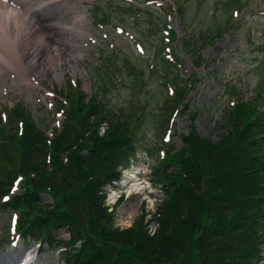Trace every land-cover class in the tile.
Instances as JSON below:
<instances>
[{"label":"trees","instance_id":"1","mask_svg":"<svg viewBox=\"0 0 264 264\" xmlns=\"http://www.w3.org/2000/svg\"><path fill=\"white\" fill-rule=\"evenodd\" d=\"M262 103L258 92L255 100L226 108L216 123L217 141L194 130L181 135L179 149L168 152L154 174L161 193L155 211L130 228L116 226L105 189L129 167L140 129L133 131L104 98L77 91L60 134L48 141L18 107L9 117L10 130L0 126V198L17 175L20 193L0 208L19 213L23 238L64 247L65 264H262ZM17 121L23 127L19 137ZM42 194L51 203H41ZM62 227L68 241L53 236Z\"/></svg>","mask_w":264,"mask_h":264},{"label":"rangeland","instance_id":"2","mask_svg":"<svg viewBox=\"0 0 264 264\" xmlns=\"http://www.w3.org/2000/svg\"><path fill=\"white\" fill-rule=\"evenodd\" d=\"M52 1L51 4L43 0L34 1L38 11L33 10L34 22L20 37L19 48L23 41L27 47L31 45V34L34 36L38 32L33 33L38 17L58 16L60 20L56 22V42L52 51L59 50L62 41H72L76 47L72 52L75 65L64 67L61 74L48 75L47 78L38 76L34 71L26 72L27 77L26 73L21 75L15 72L10 80L12 82L0 87V112L4 107L23 105L36 120L38 129L47 134L52 128L58 127V120L53 117V99L47 94L54 88L64 87L67 79L77 80L80 92L86 97L96 90L93 83L98 88L105 85L108 92L102 94L103 98L109 99L110 105L114 104L112 106L115 108L127 107L126 102L141 101L147 121L138 132L135 158L119 182L106 187L107 204L115 213L116 226L130 228L138 224L141 218L146 222L155 211L160 194L154 188L149 172V164L154 163L152 159L155 155L152 157L145 151L152 144L161 146L160 136L167 128L173 136L170 141L175 146L180 144L179 136L187 135L190 130H194L198 137L217 141L221 131L216 123L223 117L226 106L235 101L232 96H236V103H241L255 100L258 92L263 95V103L258 111L264 114V0H241L245 4L237 13L231 9L229 11V0H180L183 12L180 16L177 12L171 14L166 7L169 4L175 8L172 0H163L162 3L156 1L153 4L155 7L148 8L149 11L140 16L128 15L127 5L132 0ZM138 1L143 3L144 0ZM101 17L103 22L107 21L105 25L95 21ZM155 21L159 23L160 30L155 28ZM226 23L230 27L225 30ZM215 25H219L224 34H219L211 43L203 44L207 35L211 38L209 32L210 35L216 34L218 27L215 28ZM116 27H120L123 32L117 33ZM168 29L175 30V39L170 45L183 65L182 73L195 77L192 88L184 97L186 109L183 107L174 117L169 116L172 106L167 107L165 102L172 83L164 85L159 59L153 57L156 55L155 48L163 45V33ZM148 30L154 33H147ZM25 36L27 39L24 40ZM43 38L45 36L39 33L37 39L40 43L44 41ZM163 51L166 52L165 49ZM52 56L48 52L43 56L48 70L52 63L57 65L63 58L56 60ZM102 57L107 66L110 61L123 65L128 60L141 73L143 87L135 88L132 83L129 92L130 79L127 75H124V86L111 81L109 72L99 66ZM151 60L159 68L152 73L148 71ZM196 60L202 62L200 68L195 70L193 61ZM15 76L19 80L16 77L13 82ZM56 76L59 79H55ZM41 198L44 203L48 199L46 196ZM8 215L9 211L0 208V264H18L27 251L35 252L37 248L32 242L21 239H15L12 245L4 247L3 239L9 232ZM53 236L57 239L68 237L63 227L55 231ZM55 249L44 245L42 251L33 255L32 264H62V256ZM262 250L264 255V248ZM14 255L16 259L11 261Z\"/></svg>","mask_w":264,"mask_h":264},{"label":"bare ground","instance_id":"3","mask_svg":"<svg viewBox=\"0 0 264 264\" xmlns=\"http://www.w3.org/2000/svg\"><path fill=\"white\" fill-rule=\"evenodd\" d=\"M19 1L21 3H17ZM43 1L47 4L53 3L52 0ZM27 5L28 0H0V87L2 84L12 82L10 80L15 72L23 75L26 72L34 71L38 76L47 78L48 75L61 74L64 67H73L75 65L72 52L76 47L74 48L72 41H62L61 48L52 51L53 44L56 42L55 33L57 31L56 22L59 19L58 16L38 17L39 23L37 22L33 33L38 32L34 36L31 34V45L29 43L30 46L27 47L23 41L19 48L20 37L29 28L31 22H34L33 19L35 18L33 13L36 8L34 11H27L26 8H30ZM31 7L34 8L36 6ZM39 33L45 36V39H42L44 41L41 43L37 39ZM25 39H27L26 36ZM47 52L53 55L52 58L54 57L56 60L63 57L57 65L52 63L49 66L51 68L49 70L45 67L43 61V56L47 55ZM49 58L51 60V56ZM10 259L15 261L16 255Z\"/></svg>","mask_w":264,"mask_h":264}]
</instances>
